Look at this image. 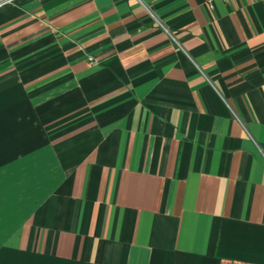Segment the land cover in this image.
<instances>
[{
  "label": "crops",
  "instance_id": "crops-1",
  "mask_svg": "<svg viewBox=\"0 0 264 264\" xmlns=\"http://www.w3.org/2000/svg\"><path fill=\"white\" fill-rule=\"evenodd\" d=\"M0 264H264V0L1 4Z\"/></svg>",
  "mask_w": 264,
  "mask_h": 264
},
{
  "label": "built area",
  "instance_id": "built-area-1",
  "mask_svg": "<svg viewBox=\"0 0 264 264\" xmlns=\"http://www.w3.org/2000/svg\"><path fill=\"white\" fill-rule=\"evenodd\" d=\"M8 1H10V0H1L0 5L3 4V3H6V2H8ZM212 1H214V0H208V3L211 4ZM220 1H223V2H229V1H231V0H220Z\"/></svg>",
  "mask_w": 264,
  "mask_h": 264
}]
</instances>
